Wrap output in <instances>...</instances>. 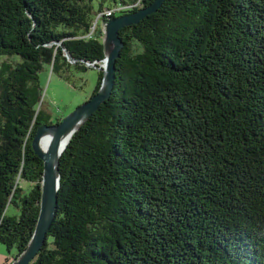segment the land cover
<instances>
[{"label": "trees", "instance_id": "trees-1", "mask_svg": "<svg viewBox=\"0 0 264 264\" xmlns=\"http://www.w3.org/2000/svg\"><path fill=\"white\" fill-rule=\"evenodd\" d=\"M153 1L0 0L4 264L40 212L33 137L63 118L43 110L39 73L94 68L98 19ZM120 36L111 95L60 157L56 217L30 264H264V0H165Z\"/></svg>", "mask_w": 264, "mask_h": 264}, {"label": "water", "instance_id": "water-1", "mask_svg": "<svg viewBox=\"0 0 264 264\" xmlns=\"http://www.w3.org/2000/svg\"><path fill=\"white\" fill-rule=\"evenodd\" d=\"M164 1L154 0L149 5L135 12L105 19L106 40L104 44L105 53L108 55V63L107 67L103 70V80L100 89L88 100L63 117L60 122L43 124L37 128L32 140V147L36 155L43 160L44 164L41 182L40 212L28 247L11 264H30L46 242L48 231L56 217L58 208V191L61 178L59 163L60 157L66 148L60 151V143L63 138L72 137L80 126L98 110L100 105L109 99L115 84L116 62L124 46V41L120 36V29L137 24L149 14L155 13ZM67 55L73 61L68 53ZM48 133H51L52 137L48 150L44 151L41 142Z\"/></svg>", "mask_w": 264, "mask_h": 264}, {"label": "rangeland", "instance_id": "rangeland-1", "mask_svg": "<svg viewBox=\"0 0 264 264\" xmlns=\"http://www.w3.org/2000/svg\"><path fill=\"white\" fill-rule=\"evenodd\" d=\"M96 10L98 9V2H95ZM108 6V4L106 5ZM109 18V17H108ZM96 20V15L94 16ZM98 19L100 23V28L103 32V41L106 40V21ZM109 51V50H108ZM107 54L100 62L105 59V68L107 67ZM72 61V60H71ZM104 63V62H103ZM86 65H88L86 63ZM40 81L43 87V110L48 112L52 119L58 117H65L71 111H73L77 106L88 100L95 89L98 82L99 70L95 67L88 69L87 71H74L71 81H67L60 77L57 73H53L51 68L47 65L41 70ZM102 85V84H101ZM34 183L27 180H20V185L25 192H29ZM9 213H18L19 210L16 208L15 204H10L7 207ZM15 253V250L11 252L5 244L0 243V264H4L6 258ZM15 259H12V262ZM11 262V263H12Z\"/></svg>", "mask_w": 264, "mask_h": 264}, {"label": "bare ground", "instance_id": "bare-ground-1", "mask_svg": "<svg viewBox=\"0 0 264 264\" xmlns=\"http://www.w3.org/2000/svg\"><path fill=\"white\" fill-rule=\"evenodd\" d=\"M109 50H110V47H109ZM51 137H52V134L51 133H48L44 137V139L42 140L41 145H42V148H43L44 151H47L48 150L49 145H50V141H51ZM71 138L72 137H66V138H63L62 139V141L60 143V151L63 150L65 147H67V145H68V143H69V141H70Z\"/></svg>", "mask_w": 264, "mask_h": 264}, {"label": "built area", "instance_id": "built-area-1", "mask_svg": "<svg viewBox=\"0 0 264 264\" xmlns=\"http://www.w3.org/2000/svg\"><path fill=\"white\" fill-rule=\"evenodd\" d=\"M111 14H112V10L110 11H107V15H109V16H111ZM104 62V63H103ZM89 66H92V67H95V68H97V69H99V70H104L105 69V59L102 61V62H100V61H96V62H86Z\"/></svg>", "mask_w": 264, "mask_h": 264}]
</instances>
